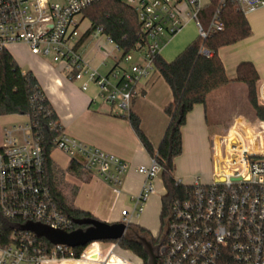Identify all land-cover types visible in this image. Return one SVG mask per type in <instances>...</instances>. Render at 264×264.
I'll return each instance as SVG.
<instances>
[{"label":"built area","instance_id":"built-area-1","mask_svg":"<svg viewBox=\"0 0 264 264\" xmlns=\"http://www.w3.org/2000/svg\"><path fill=\"white\" fill-rule=\"evenodd\" d=\"M98 1L0 0V51L9 52L11 46L20 45L32 56L49 59L61 66L69 80L79 82L83 92L93 85L101 103L128 118L138 86L155 73L154 58L164 40L180 33L188 21L196 23L201 38L224 29L219 18L224 0L206 29L197 20L198 1L124 0L136 13L146 42L120 57L125 68L116 64L102 77L79 53L80 41L89 29L81 27L83 12ZM230 2L243 13L264 7V0ZM92 35L120 52L102 28ZM201 54L210 55L204 49ZM256 101L264 106V83L256 87ZM238 120L221 135H213L215 168L209 182L197 178L185 185L176 181L188 189L170 203L165 240L158 250L160 264H264V122ZM48 130L56 134L53 150L66 157L75 170L96 177L116 198L122 193L130 169L126 161L67 135L57 121L48 122ZM156 157L150 158L149 165L136 168L143 177L140 192L131 197V210L120 212V223L127 230L155 192L154 183L161 172ZM0 214L16 224L10 244L0 246V264H133L119 253V240L90 243L77 256L71 247L48 243L24 229L34 225L70 233L73 226L45 184L42 138L38 125L28 117L26 123L3 129ZM103 245L107 247L102 255Z\"/></svg>","mask_w":264,"mask_h":264},{"label":"trees","instance_id":"trees-1","mask_svg":"<svg viewBox=\"0 0 264 264\" xmlns=\"http://www.w3.org/2000/svg\"><path fill=\"white\" fill-rule=\"evenodd\" d=\"M181 1L196 3L198 0ZM220 2L221 0H209L208 5L199 10L197 20L203 28L209 24ZM83 16L90 26L82 39L100 27L103 34L109 36L117 45L121 56L138 50L146 42L136 13L124 0H100L88 7L83 12ZM219 18L224 26L223 31L206 38L198 36L171 62H166L159 55L154 58L155 72L163 79L171 94V101L163 110L168 119V125L156 153L141 129L139 117L132 112L128 117L130 127L142 147L150 158L157 155V162L161 168L160 178L165 192L160 199L158 237L152 243H158L167 230L170 203L180 198L188 189L177 183L173 176L174 161L182 153L181 128L185 124L186 116L195 106H205L207 96L211 92L231 82L226 77L223 64L217 55L218 50L245 40L251 33L244 13L230 0H224ZM202 49L208 51L210 55H202ZM234 81L244 85L248 109L252 116L264 122V106L258 105L256 101L258 75L254 66L249 62L237 65ZM11 115L26 116L31 123L38 125L44 151L45 184L50 189L56 205L73 222L70 233L84 232L99 224L101 221L72 206V198L77 190L73 191L68 200L62 180L58 179L59 171L50 157L53 151L52 140L56 134L48 130V122H58V119L37 80L31 72L22 71L8 51H0V117ZM75 172L83 178L84 174L77 170ZM15 225V222L4 219L0 214L1 247L10 244V236ZM129 229L134 230L133 235L119 240V247L137 256L143 264H147V256L134 235H141L152 240L151 234L135 225H130ZM83 248L79 246L72 249L78 256ZM157 264L160 262L157 261Z\"/></svg>","mask_w":264,"mask_h":264},{"label":"crops","instance_id":"crops-1","mask_svg":"<svg viewBox=\"0 0 264 264\" xmlns=\"http://www.w3.org/2000/svg\"><path fill=\"white\" fill-rule=\"evenodd\" d=\"M208 3L209 0H198V4L201 8L207 6ZM244 15L250 26V36L233 45L222 47L217 52L223 64L226 77L231 82L227 86L211 92L207 96V99L212 96V94L232 84L233 86L241 84L235 82L234 79L235 69L237 65L242 62H249L254 66L258 75L257 86L264 83V7L254 11H245ZM87 26H90L89 22ZM184 28L186 29L184 33H182ZM195 28L197 29L196 23L194 21H188L180 33L167 40V43L162 46L159 56L161 58L163 57L162 51L171 43L168 57L162 58L166 62H171L172 60L170 61L169 59H173V55L176 58L193 40H195ZM206 28L207 26L204 27V29ZM92 36L91 34L85 39H81L79 53L91 68L95 69L96 72L102 76L100 68L103 66L104 53L110 56L111 51L107 52L105 47L101 46V44L97 45L93 50L85 49V41ZM103 45H106L109 50L112 49V47L109 45L108 47L106 43ZM21 47L24 48V53H19V56L11 54L22 71H29L35 77L45 98L51 105L58 122L63 128V131L79 141L117 156L129 164L130 169L125 177L122 193L117 198L106 184L92 175L83 173L84 176L82 181L78 182L76 195L71 202L74 208L89 213L92 217L101 222L112 224L110 214L113 213L120 196L122 194L128 195L127 197L131 202V197L140 192L143 177L136 172V168L142 165H149V155L131 129L128 118L120 113H115V108L109 107L98 100V90L96 87L90 85L87 91L83 92L80 88L81 84L69 80L62 71L60 65L32 56L24 46ZM113 68L109 70L106 76H108ZM156 73L157 72L153 73L147 82L138 86L137 94L132 100L131 106V112L139 117L141 129L151 143L154 151H157L167 128L168 119L163 110L171 101V94L167 85L158 73L155 75ZM137 96L141 97L138 99ZM241 113L246 114V112L241 111L239 108L236 112L231 114L229 119L223 121L214 114L212 117H209L206 100L205 106L197 105L187 114L185 124L181 128L182 153L174 161L176 170V176L174 178L176 181L189 185L197 179L185 175L184 168L180 166V164L183 165L182 160L184 161V159L182 156H184V154L189 159L187 161H193V159L199 155L207 160L209 165L208 169H211V174L210 177L207 175L204 176L205 181L203 182L207 183L211 180L215 168L213 152L210 150L214 132L222 127H230L240 117L245 122H253L246 116H241ZM21 118V116L17 115L0 117V120H3L1 125L10 126L27 122L26 116H23V118H25L24 121H21ZM237 123H239V120ZM210 163L212 164L210 165ZM136 179L140 180H138L134 186L133 183ZM159 179L161 181V178ZM157 180L158 178L155 182ZM82 193H87V195L85 194L87 202L78 199ZM161 196L159 198L158 219L161 208ZM121 210H124V208ZM119 217L121 221V215H119ZM137 220L138 219L134 221V225L146 230L137 224ZM70 264L84 263L79 262Z\"/></svg>","mask_w":264,"mask_h":264},{"label":"rangeland","instance_id":"rangeland-1","mask_svg":"<svg viewBox=\"0 0 264 264\" xmlns=\"http://www.w3.org/2000/svg\"><path fill=\"white\" fill-rule=\"evenodd\" d=\"M78 18L82 19L81 16ZM87 25H88V20L85 18L82 21L81 27L84 28ZM185 29L186 28H184L182 30V33H184ZM194 31L196 34L195 36L197 38L198 37V30L195 28ZM164 43L166 44L167 40H164ZM99 44H101V46H104L105 50H107V52L111 51L110 56L107 55L106 53H104L105 57L103 56V63H102L103 66H101V68H100V72L102 74V77H106L109 70L111 68H113L115 66V64H117V67L119 69L125 68V65L119 61V59L121 57V52L114 51L113 49L109 50L106 47V45H103V44H105V42L103 41V39L101 37H98V38H94L93 36L89 37L84 43V48L87 50H93ZM12 47L13 46L10 47L11 49L9 50V53L10 54L12 53L16 56H19V53H24V51H25L24 48L21 46H15L13 48ZM170 49H171V43L168 44V47L166 46V48L162 51V56H163L162 58L168 57V52L170 51ZM137 55H138L137 53L132 54L133 57H137ZM174 58L175 57L173 55V59ZM173 59H169V60L171 61ZM44 60L49 61V59H47V58ZM155 75H157V73ZM110 80H112V79H110ZM245 91H246L245 87L242 84H238L236 86H233V84H232V85L228 86L227 88H224L222 90H219L215 94H212V96H210L207 99V108H208L209 117H212L214 114L216 117H219L220 119H222V121L227 120V119H229V117L231 116L232 113L236 112V110L240 108L241 111L246 112V114L241 113V116H246L249 119H254V117L252 116V114L250 113V111L248 109V103L246 102ZM140 97L141 96H137L138 99ZM114 111H115V113L116 112L119 113L116 109ZM217 112H219V113H217ZM21 117H22L21 121H24L25 118H23V116H21ZM2 122H3V120H0V146L2 145V141H3V129L6 127H9V126L1 125ZM228 128L229 127H225V128L222 127L220 129H217V130H215L214 134L217 133V134L221 135ZM209 145H210V143H209ZM210 150L212 152V148H210ZM211 155H212V153H211ZM50 157H51L52 161L57 166V169L59 171L58 179L60 181L62 180L61 183H62V185L66 191V197L69 200V196L73 193V191L77 190L78 182L82 181V176L79 174H76L75 170H72V169H74L73 165H70L68 159L66 157H64L62 154H60L59 152L54 150L51 153ZM182 158L184 159V161L182 160L183 165L180 164V166H182L184 168L185 175L195 177V178H199V179L201 178V180H200L201 182L205 181L204 176L207 175L210 177L211 169H208L209 168L208 161L205 160L202 156H200V155L197 156L195 159H193V161L192 160L187 161L189 159L187 158V156H185V154H184V156H182ZM211 160H212V157H211ZM211 164L212 163H210V165ZM144 166H147V165H144ZM81 174H83V173H81ZM173 176L174 177L176 176L175 167H174ZM157 178H158V180L155 182V192L153 195H151L149 197L148 201L145 204L144 211H143L142 215H140V217L136 221L138 225L145 228L146 231H148L152 236H154L157 233V231L159 230V226H160V222L158 219L159 198L161 195L164 194V188H163L162 181H160V179H159L160 177H157ZM138 180H140V179L134 180V183H133L134 186L138 182ZM85 194L87 195V193H82L78 199L83 200L84 202H87ZM127 196L128 195H126V194H122L120 196L119 201L113 210V213L110 214L111 215L110 220H111L112 224L120 223L119 215H120V210L122 208H124V210H131L132 204H131V202ZM134 224H135V222H134ZM133 231L134 230H132V229H128L125 233V237L132 236L134 233ZM106 247L107 246H104V245L102 246V248H101L102 255L105 253ZM119 253L122 254V256L128 258L133 264H142L139 258L134 257L133 255H131L127 251L120 249Z\"/></svg>","mask_w":264,"mask_h":264},{"label":"water","instance_id":"water-1","mask_svg":"<svg viewBox=\"0 0 264 264\" xmlns=\"http://www.w3.org/2000/svg\"><path fill=\"white\" fill-rule=\"evenodd\" d=\"M25 230L33 232L37 237H43L52 244H61L74 248L100 241H118L125 237L127 231L126 226L122 223L109 224L100 222L92 228L82 232L75 231L70 234L51 231L34 225L24 226ZM164 233L157 245H153L152 241L141 235H134L135 240L143 248V252L147 256V264H157L158 250L165 240Z\"/></svg>","mask_w":264,"mask_h":264},{"label":"flooded vegetation","instance_id":"flooded-vegetation-1","mask_svg":"<svg viewBox=\"0 0 264 264\" xmlns=\"http://www.w3.org/2000/svg\"><path fill=\"white\" fill-rule=\"evenodd\" d=\"M157 237H158V233L156 234V235H154V236H152L151 235V241L153 242V241H155L156 239H157ZM158 243H153V245H157Z\"/></svg>","mask_w":264,"mask_h":264},{"label":"bare ground","instance_id":"bare-ground-1","mask_svg":"<svg viewBox=\"0 0 264 264\" xmlns=\"http://www.w3.org/2000/svg\"><path fill=\"white\" fill-rule=\"evenodd\" d=\"M254 123H256V122H254Z\"/></svg>","mask_w":264,"mask_h":264}]
</instances>
